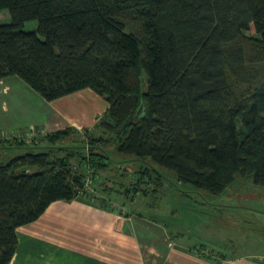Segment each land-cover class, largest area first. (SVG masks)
Returning <instances> with one entry per match:
<instances>
[{
    "label": "trees",
    "instance_id": "trees-1",
    "mask_svg": "<svg viewBox=\"0 0 264 264\" xmlns=\"http://www.w3.org/2000/svg\"><path fill=\"white\" fill-rule=\"evenodd\" d=\"M2 10L0 80L18 77L46 101L90 89L107 105L93 128L108 137L0 163V264L12 260L17 228L51 203L98 198L87 176L109 166L111 143L210 194L264 186V0H0ZM30 21L34 30L21 29Z\"/></svg>",
    "mask_w": 264,
    "mask_h": 264
},
{
    "label": "rangeland",
    "instance_id": "rangeland-1",
    "mask_svg": "<svg viewBox=\"0 0 264 264\" xmlns=\"http://www.w3.org/2000/svg\"><path fill=\"white\" fill-rule=\"evenodd\" d=\"M8 16L6 10L0 11V21H8ZM36 26L35 21H30L21 29L31 31ZM6 83L7 89L0 85V163L39 150L52 153L54 158L62 157L67 152L81 151L76 149L81 139L89 149L91 136L108 137L102 129L93 128L107 105L90 89L46 101L18 77H8ZM68 127L75 132L67 138L54 143L44 141L53 131ZM14 141L32 148L10 146L15 145ZM112 144L104 146L109 166L98 170L94 178L87 176L98 196L95 205L100 206L104 198L109 209L100 206L102 209L134 212L171 235L179 233L173 236L178 243L206 246L213 255L264 258V186L238 181L221 194H210L179 182L167 169L119 153ZM78 158H71V164L81 171ZM144 167L150 175L136 189L138 171Z\"/></svg>",
    "mask_w": 264,
    "mask_h": 264
},
{
    "label": "crops",
    "instance_id": "crops-1",
    "mask_svg": "<svg viewBox=\"0 0 264 264\" xmlns=\"http://www.w3.org/2000/svg\"><path fill=\"white\" fill-rule=\"evenodd\" d=\"M94 201H55L37 220L18 227L10 264H264V258L220 257L206 246L178 243L173 236L179 233L171 235L134 212L104 210Z\"/></svg>",
    "mask_w": 264,
    "mask_h": 264
}]
</instances>
